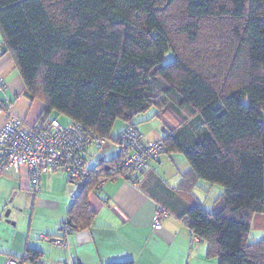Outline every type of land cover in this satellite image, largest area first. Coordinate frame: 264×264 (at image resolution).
Instances as JSON below:
<instances>
[{"label":"trees","instance_id":"16d2710c","mask_svg":"<svg viewBox=\"0 0 264 264\" xmlns=\"http://www.w3.org/2000/svg\"><path fill=\"white\" fill-rule=\"evenodd\" d=\"M0 36L42 120L56 111L119 146L116 121L139 129L153 108L163 153L189 163L175 188L224 189L213 209L196 201L178 217L217 264H264V239L248 240L264 212V0H0ZM118 150L88 168L62 225L90 227L100 179L145 171ZM40 255L27 248L20 260Z\"/></svg>","mask_w":264,"mask_h":264},{"label":"crops","instance_id":"0c3cea01","mask_svg":"<svg viewBox=\"0 0 264 264\" xmlns=\"http://www.w3.org/2000/svg\"><path fill=\"white\" fill-rule=\"evenodd\" d=\"M0 82L4 84L0 87V100L9 114L18 117L27 126L42 121L40 114L43 104L37 99L28 98L23 93V83L14 61L10 53L2 51L1 48ZM5 118V114L0 117V127ZM144 125H138V127L145 139L161 136L159 132L161 126ZM123 127L124 124L116 131L114 138ZM111 142H114L116 147ZM111 142L107 143L102 150L100 149L101 151L96 152L94 147L86 150L87 168L117 155L119 146L113 139ZM90 158H94V162L88 165ZM95 158L98 159L95 160ZM156 163H161V157L160 160H151L145 171L134 181L124 176L107 178L96 192L90 193L88 198L95 208V217L90 227L73 230L67 235V248L55 247L42 237L59 234L60 227L57 231L51 229V233L40 234L34 238L31 224L27 232L25 230L21 232L12 230L0 220V264H6V260L10 257L20 260L27 248L38 251L44 264L58 262L108 264L123 260H132L133 264H217L215 256L206 254V243L192 235L188 224L178 217L188 203L180 202L177 195L179 192L175 190L174 185H166L155 176ZM5 171L11 175L15 184H17V175L19 176L18 187L13 184L12 188L17 190L23 188L32 192L33 206L37 205L41 199V194L38 192L42 190V185L45 189L51 184L52 177L49 174L54 172L42 174L40 189L34 190L30 183L26 182L27 168L25 166H21L18 172L11 167L6 168L0 175ZM158 206L162 208L161 228L156 229L153 227V222ZM67 210L65 216H67ZM44 228L47 230L46 228L51 226L47 224ZM258 239H264V212L254 216L248 233V240ZM19 264L40 263L20 260Z\"/></svg>","mask_w":264,"mask_h":264},{"label":"built area","instance_id":"2783aa9c","mask_svg":"<svg viewBox=\"0 0 264 264\" xmlns=\"http://www.w3.org/2000/svg\"><path fill=\"white\" fill-rule=\"evenodd\" d=\"M3 85L0 82V87ZM3 114L6 118L0 127V173L9 167L18 172L21 166H25L30 185L39 190L42 174L61 170L75 184L76 190L72 194L75 197L88 181L86 150L89 147L104 148L108 138L92 129H85L75 121L62 123L57 117H46L37 124L27 126L21 119L9 114L0 100V117ZM117 141L124 154L123 166L136 170L143 169L151 159L159 157L165 148L160 138L145 139L133 125L122 129ZM106 179H100L99 185ZM161 212L162 208L158 206L153 222L156 229L161 228ZM71 231L69 224H63L59 235L42 237L55 247L67 248L66 237ZM34 262L44 264L40 257ZM19 263L20 260L13 257L6 260V264Z\"/></svg>","mask_w":264,"mask_h":264},{"label":"rangeland","instance_id":"374dc122","mask_svg":"<svg viewBox=\"0 0 264 264\" xmlns=\"http://www.w3.org/2000/svg\"><path fill=\"white\" fill-rule=\"evenodd\" d=\"M206 37H201L199 42H205ZM168 58L171 57V53L168 54ZM23 98V97H21ZM154 112L153 108H150L146 112L139 114L136 118L139 121V126H161V121L157 117H152ZM262 120L264 121V108L261 110ZM49 116L57 117L60 122L65 123L68 118L56 111H52ZM123 121L117 120L111 131V135L114 137L116 131L122 126ZM161 132V129H159ZM111 140L108 139V143ZM113 146L116 147L114 142ZM95 151H99V148L94 147ZM102 150V149H101ZM100 150V151H101ZM97 155V153H96ZM98 157V155H97ZM98 158H95L97 160ZM94 162V158L88 159V165ZM189 168V163L183 154L177 152L163 153L161 155V163H156V170L154 172L160 180L164 181L166 185L177 186L181 173ZM25 172V171H24ZM26 182L29 184L28 171L25 172ZM50 185H42V190L38 193L41 194V199L38 201L40 204L33 206L32 192L26 189H15L12 188L15 184L14 180L10 177L8 172L0 175V220L6 226H9L15 231H26L31 224L32 237L37 238L40 234L51 233V229L57 231L58 227L66 219V210L71 202L72 194L76 190L75 184L69 180L67 174L63 171L51 172ZM18 179L15 185L18 187ZM21 181L22 178H20ZM45 190V193H44ZM175 190L179 193V200L181 203L187 202L188 205L199 202L201 206L209 211L213 209L214 201L223 193V187L219 184L209 183L205 180H198L195 185H191L189 189L184 190L182 188L176 187ZM181 191V192H180ZM43 202V203H42ZM68 203V205H67ZM8 214H6V212ZM14 222V224L12 223ZM49 224L51 228H46L44 226ZM252 232V231H251ZM43 243V240H40ZM47 244V243H46ZM50 246V245H49Z\"/></svg>","mask_w":264,"mask_h":264},{"label":"water","instance_id":"95a60500","mask_svg":"<svg viewBox=\"0 0 264 264\" xmlns=\"http://www.w3.org/2000/svg\"><path fill=\"white\" fill-rule=\"evenodd\" d=\"M6 214H8V211L6 212Z\"/></svg>","mask_w":264,"mask_h":264}]
</instances>
